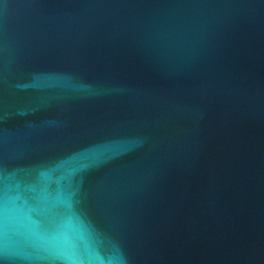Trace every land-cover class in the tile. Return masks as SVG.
Here are the masks:
<instances>
[{"label":"water","instance_id":"1","mask_svg":"<svg viewBox=\"0 0 264 264\" xmlns=\"http://www.w3.org/2000/svg\"><path fill=\"white\" fill-rule=\"evenodd\" d=\"M0 264H264V0H0Z\"/></svg>","mask_w":264,"mask_h":264}]
</instances>
